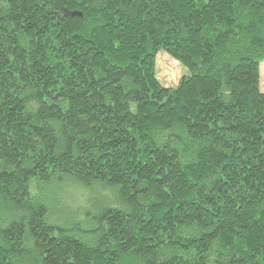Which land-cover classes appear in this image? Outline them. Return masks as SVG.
<instances>
[{"label": "trees", "instance_id": "1", "mask_svg": "<svg viewBox=\"0 0 264 264\" xmlns=\"http://www.w3.org/2000/svg\"><path fill=\"white\" fill-rule=\"evenodd\" d=\"M262 62L264 0H0V264H264Z\"/></svg>", "mask_w": 264, "mask_h": 264}, {"label": "rangeland", "instance_id": "2", "mask_svg": "<svg viewBox=\"0 0 264 264\" xmlns=\"http://www.w3.org/2000/svg\"><path fill=\"white\" fill-rule=\"evenodd\" d=\"M260 88L264 93V62L260 63ZM157 79L162 86H176L178 80L188 72L176 60L160 51L156 55Z\"/></svg>", "mask_w": 264, "mask_h": 264}]
</instances>
